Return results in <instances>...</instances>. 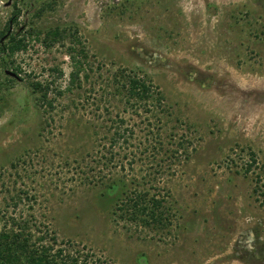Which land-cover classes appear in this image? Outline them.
<instances>
[{"label": "rangeland", "instance_id": "374dc122", "mask_svg": "<svg viewBox=\"0 0 264 264\" xmlns=\"http://www.w3.org/2000/svg\"><path fill=\"white\" fill-rule=\"evenodd\" d=\"M9 1L0 230L29 219L110 264H264V0ZM134 74L162 107L127 103ZM117 180L164 198V226L118 216Z\"/></svg>", "mask_w": 264, "mask_h": 264}, {"label": "trees", "instance_id": "16d2710c", "mask_svg": "<svg viewBox=\"0 0 264 264\" xmlns=\"http://www.w3.org/2000/svg\"><path fill=\"white\" fill-rule=\"evenodd\" d=\"M14 13L17 16L20 11ZM2 35L6 37L7 33L4 32ZM60 35L59 30H55L50 32L48 37L57 39ZM11 40L10 46L2 47L1 50L4 53L7 50L10 55H15L26 49L24 40H16V38H11ZM74 52L75 50L70 48L72 57ZM73 59L75 58L73 57ZM16 75L18 76V74ZM76 75L72 74L73 80ZM32 86L36 93L41 94L44 103L52 105L48 100L49 85L44 87L41 83L36 82ZM124 89L127 91L125 92L128 98L127 103L138 104L143 112H152L153 109L163 106L164 98L161 92L154 90L153 86L137 74L128 77ZM124 125L125 119L120 118L116 123L115 133L111 140L112 145H117L120 139L125 138L123 136ZM106 186L108 192L117 191L115 213L118 216L138 226H149L152 223L164 226L167 221L163 212L164 198L151 195L150 189L142 190L141 186L145 185L140 182L117 180ZM9 221L8 225L6 224L0 230V264H110L107 260L97 258L93 254L74 251L70 244H59L55 236H50L48 234L50 232H40V227L36 223L30 222L29 219L21 221L11 217Z\"/></svg>", "mask_w": 264, "mask_h": 264}, {"label": "water", "instance_id": "95a60500", "mask_svg": "<svg viewBox=\"0 0 264 264\" xmlns=\"http://www.w3.org/2000/svg\"><path fill=\"white\" fill-rule=\"evenodd\" d=\"M11 3H12V0H10V1L7 3V6H10ZM7 74H8L9 76L14 77V78H18V76H17L15 73H12V72L7 71Z\"/></svg>", "mask_w": 264, "mask_h": 264}]
</instances>
